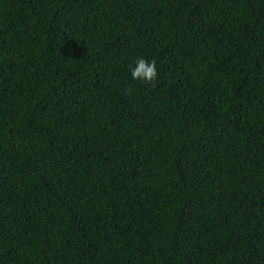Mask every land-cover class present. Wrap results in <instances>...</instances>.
<instances>
[{
	"label": "trees",
	"instance_id": "1",
	"mask_svg": "<svg viewBox=\"0 0 264 264\" xmlns=\"http://www.w3.org/2000/svg\"><path fill=\"white\" fill-rule=\"evenodd\" d=\"M0 264H264V0H0Z\"/></svg>",
	"mask_w": 264,
	"mask_h": 264
},
{
	"label": "clouds",
	"instance_id": "2",
	"mask_svg": "<svg viewBox=\"0 0 264 264\" xmlns=\"http://www.w3.org/2000/svg\"><path fill=\"white\" fill-rule=\"evenodd\" d=\"M130 71L133 80L146 82L152 87H156L158 69L155 59L148 60L143 57H138L134 61V66L131 67ZM128 92L131 94L132 89L129 88Z\"/></svg>",
	"mask_w": 264,
	"mask_h": 264
}]
</instances>
